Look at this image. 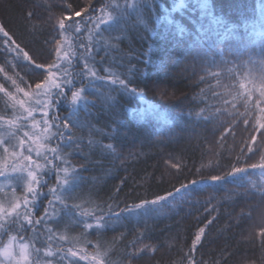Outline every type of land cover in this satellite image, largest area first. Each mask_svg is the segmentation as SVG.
I'll use <instances>...</instances> for the list:
<instances>
[{"label":"snow or ice","instance_id":"1","mask_svg":"<svg viewBox=\"0 0 264 264\" xmlns=\"http://www.w3.org/2000/svg\"><path fill=\"white\" fill-rule=\"evenodd\" d=\"M142 3L155 11V0H77L76 3L29 0L23 16L27 41L0 24V56L4 58L0 66V264L143 262L156 251V245L144 242L149 225L145 221L140 228L138 222L129 230L123 222L134 217L161 215L166 208H175L178 203L192 204L194 194L202 191L195 188L200 184L203 190L212 189V194L203 201L205 212L216 215L202 226L203 214L197 216L191 243L181 257L186 264H197L196 253L209 239L213 223L219 222L222 203L227 214L229 208L240 207L241 202L248 199L264 202V183L249 185L242 179L249 175V168L260 169L264 174V51L258 59H253L256 53L251 49L240 51L238 38L227 48H217L201 38L191 42L182 58L184 61L190 58L191 66L173 71L170 77L174 81H194L186 87L199 89L198 92L188 96L175 85L155 80L144 87L140 84L130 87L133 80L112 71L105 60L110 51H119L120 42L126 38V18L133 11L137 12V23L145 28V35L139 39L151 40L147 34L154 29L142 19ZM180 7L182 5L172 7L164 18ZM183 31L180 28V32ZM181 43L177 40V44ZM154 45L152 41L145 50H129L130 53L135 51L134 58L142 65L130 67L129 74H138V79L149 68L168 72L178 66V59L154 62L150 55ZM98 54L99 60L96 59ZM98 66H103V75ZM97 82L133 95L154 89L156 94L174 99L181 106L186 126L203 129L213 137L219 133L220 140L215 143L226 141L229 133L234 138L238 129L242 134L247 133L243 136V147L234 157L217 153L215 165H207V175L202 168H197L192 179L180 182L178 187L164 189L163 194L149 191V186L143 194L121 197L122 185L126 183V178H121L119 185L113 186L106 196H100L95 190L98 178L91 177L89 182L83 173L90 166L104 168L101 161L91 157L93 145L99 144L93 137L101 129L90 120L89 138L85 143L81 112L90 111V105L103 98L109 115L104 126L111 130L102 134L115 141L118 114L114 109L118 101L115 96L101 93ZM92 93L96 98L90 100ZM175 127L172 125L168 130L169 140L176 139ZM203 139L208 141L207 136ZM161 142L154 141L157 145ZM102 147L111 150L112 167L108 174L115 173L118 159L122 161L120 166H125L129 160L138 161L147 156L142 142L135 151L126 154L113 142ZM257 155L259 162H255ZM77 156L79 160L74 162ZM174 159V155L168 153L157 167H166ZM171 167L182 170L183 166L173 162ZM228 183L234 188L226 190L218 199L215 193ZM85 184H88L87 191ZM194 203L201 204L199 200ZM254 207L255 203L247 211L241 208L236 225L242 229L249 225ZM115 226L124 230L111 240L105 239L107 230L115 231ZM223 227L226 235L230 225L225 222ZM216 232L219 234L220 229ZM258 232L264 236V229ZM92 236L96 237L94 241L90 239ZM170 236L173 239L165 242L169 248L175 239L187 240L180 233ZM261 244L264 245V240ZM114 256L118 259H113Z\"/></svg>","mask_w":264,"mask_h":264},{"label":"trees","instance_id":"2","mask_svg":"<svg viewBox=\"0 0 264 264\" xmlns=\"http://www.w3.org/2000/svg\"><path fill=\"white\" fill-rule=\"evenodd\" d=\"M76 3L77 0H72ZM29 5V0H0V24L9 28L16 33L21 40L27 41L29 38L24 32L23 16ZM182 5L177 11L172 12L165 19L172 7ZM203 5V6H202ZM142 19L147 23L149 28L154 31L148 33L151 40L139 39L145 35L144 25L137 23V12L133 11L126 18L127 31L126 38L119 44V51H110L105 60V65H111V70L128 76L135 84L144 87L151 80L157 83H167L175 85L181 89V92L191 96L194 91L199 89H190L186 87L189 83L187 80L174 81L170 77L173 71H179L186 65L191 66V59L184 61L185 50L190 46L192 41H199L201 38L215 45L217 48H227L230 43L239 39V49L247 52L251 49L256 55L253 59H258L259 54L264 51V0H155V11H151L145 4H141ZM183 28V32H180ZM2 35V34H0ZM177 40L183 43L177 44ZM155 41V45L150 53L154 62L159 63L161 60H180V63L174 69L165 71H153L147 69L144 76L136 78L138 74H129L130 67H142L138 64L135 57V51L145 50L148 43ZM37 41V45H39ZM14 55V54H13ZM115 57V60H113ZM11 57H9V60ZM100 59V54L96 57ZM4 58L0 56V66L3 65ZM101 75H103V66ZM17 71H21L17 69ZM23 71H21V75ZM96 87L104 95H111L117 98L118 103L115 111L118 116L115 126L118 128L115 141L109 139L102 133L110 132L111 128H106L105 122L108 121L109 115L106 113L108 109L103 98L97 99L95 105H90V111L82 110L81 121L84 125L85 143H87L88 123L91 120L97 128L101 129L94 139L99 141L98 145H93L91 157L93 160H99L103 163V170L99 165L90 166L83 175L91 182V177H97L95 190L100 196H106L113 186L119 185L121 178H126V183L122 185L121 197L125 194L135 196L136 193L143 194L145 188H149L151 192H159L163 194L164 189H171L173 185L179 186L180 182H187L193 178V174L197 168L204 170V175L208 174L207 165L209 163L215 165L217 162V153H223L225 157L231 155L234 157L243 147V136L238 129L237 135L233 138L229 133L228 139L220 143L219 133L216 137L211 136L203 129L194 128V126H186L185 113L181 111V106L174 102V99L162 97L156 94L155 90L145 89L143 95H133L127 92L119 91L116 86L103 82H97ZM201 87H204L203 85ZM139 91V89H138ZM181 93L178 92L179 96ZM95 93L89 95V99H95ZM110 103V100H109ZM187 103V102H185ZM195 119V117H193ZM175 125L176 139L169 140V128ZM243 127V125H241ZM186 129L181 132V129ZM194 129V130H193ZM224 129L221 128L220 132ZM198 136L200 138L198 139ZM208 137V141L203 139ZM162 141L159 145L154 143L156 140ZM113 142L122 153L135 151L137 147L143 143V151L147 154L146 158L141 157L138 161L129 160L125 166H120L122 161L116 160L117 165L114 174H108L111 170V159L109 155L111 150L102 146ZM251 143V141H248ZM245 151H247L245 149ZM168 153H172L175 157L166 167H157V164L163 163V159ZM183 157V159H181ZM79 157L75 158L78 161ZM175 162L181 164L182 170L174 169L171 164ZM255 162H259V155L255 158ZM249 175L242 179L246 184L255 183L257 185L264 183V174L260 169H248ZM152 175H147V174ZM231 179V178H230ZM239 179L237 183H239ZM85 191L88 184L83 185ZM198 191L194 194L192 204H179L177 207H168L163 214L158 216H150L141 219L134 217L130 221L125 220L123 223L127 225L129 230L134 225L143 228L145 221L149 225V229L145 233L144 242H151L156 245L155 254L147 257L143 262L133 261L132 264H186L181 259L188 250L191 243V233L197 227V216L203 214L201 226L204 221L211 219L216 215L215 212H205L203 201L208 199L212 194V189L203 190L204 186L197 184L195 186ZM231 183L223 185L218 192L215 193L218 199L222 198L225 191L233 189ZM239 191L243 192V189ZM149 199L152 197L149 196ZM199 200L200 205L194 203ZM129 203L132 200L128 201ZM215 203V201H213ZM255 207L252 211V219L249 225H245L243 229L236 225L238 213L243 208L245 211L249 207ZM121 203L120 207H123ZM221 215L219 222H214L209 230V239L197 251V264H216L219 260L220 264H264V245L259 229H264V202L256 203L252 199L241 202L240 207L229 208L227 214L223 203L220 207ZM227 222L230 227L226 230L224 224ZM220 229L217 234L216 229ZM124 228L115 226V231L109 228L106 232L105 239L111 240ZM180 233V236L187 237V240L175 239L172 247L169 248L166 241H170L173 237L170 234ZM212 237H216L213 239ZM131 235L128 239H131ZM93 241L95 236L90 237ZM139 247V242L137 244ZM147 253V248H145ZM113 259H118L114 256Z\"/></svg>","mask_w":264,"mask_h":264}]
</instances>
